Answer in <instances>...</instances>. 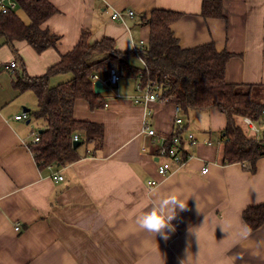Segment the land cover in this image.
<instances>
[{
  "label": "crops",
  "instance_id": "obj_1",
  "mask_svg": "<svg viewBox=\"0 0 264 264\" xmlns=\"http://www.w3.org/2000/svg\"><path fill=\"white\" fill-rule=\"evenodd\" d=\"M47 1L56 13L40 28L59 37L54 48L36 53L25 41L13 40V52L0 38V264H264V223L244 238L241 217L247 207L264 204V156L255 160L253 170L247 162L224 164L226 121L216 109L182 112L187 118L181 135L192 133L195 143L187 148L182 169L160 177L155 148L142 125L147 119L158 133L170 134L175 104H133L128 97L135 79L123 77L113 91L103 92L106 107L90 109L81 99L72 106L75 120L102 125L101 147L85 143L76 161L39 167L30 150L32 120L29 115L14 119L32 105L31 91L13 85L22 74L44 75L74 48L83 30L89 31L90 43L108 38L119 52L145 46L149 28L139 18L158 9L180 14L170 29L181 48L212 43L216 51L230 54L224 67L227 83L264 87V0H220L222 18H204L202 0ZM115 12L120 16L112 19ZM103 57L92 53L88 61ZM11 61L17 65L8 69ZM97 75L105 78L106 71ZM70 77L55 74L48 83ZM204 165L208 169L202 174ZM52 172L62 180L54 181ZM150 180L157 183L151 186ZM170 192L188 199L187 210L172 221L175 232L165 240L140 230L136 215Z\"/></svg>",
  "mask_w": 264,
  "mask_h": 264
},
{
  "label": "trees",
  "instance_id": "obj_2",
  "mask_svg": "<svg viewBox=\"0 0 264 264\" xmlns=\"http://www.w3.org/2000/svg\"><path fill=\"white\" fill-rule=\"evenodd\" d=\"M16 8L0 13V38L15 52L13 40L25 41L36 53L55 47L59 37L40 25L56 13L47 0H14ZM20 9L28 18L24 23L16 14ZM204 18H222L220 0H202ZM180 14L153 9L140 16V23L149 28L148 41L138 52H119L111 39L102 38L90 43V33L81 31L74 48L60 56L44 75L28 77L19 75L13 82L18 91H31L36 99L33 112L27 115L37 121L38 141L30 143V150L39 167L65 166L78 159V148L85 143L101 147V124L75 120L72 106L76 99L87 102L90 109L104 108L106 93L94 94L92 75L115 68L120 78L150 79L160 89L166 103L178 105L186 114L190 110L216 109L225 117L222 130L224 164L246 163L250 170L254 162L264 156V126L258 136H247L238 125V119L249 117L258 121L264 111L261 86L227 83L224 79L225 63L230 54L216 51L212 43L192 48H181L173 36L170 25ZM92 53L104 54L103 59L90 63ZM138 55L146 70L130 65L127 58ZM139 72H141L140 76ZM59 73H70L69 80L50 86L48 80ZM257 89L259 91H257ZM242 122V121H241ZM246 126V125H245ZM247 127V126H246ZM249 130V129H248ZM250 131V130H249ZM78 134L80 145L72 146V135ZM242 220L251 230L264 223V204L249 206L242 212Z\"/></svg>",
  "mask_w": 264,
  "mask_h": 264
},
{
  "label": "built area",
  "instance_id": "obj_3",
  "mask_svg": "<svg viewBox=\"0 0 264 264\" xmlns=\"http://www.w3.org/2000/svg\"><path fill=\"white\" fill-rule=\"evenodd\" d=\"M16 8V3L14 0H0V13L4 14L9 10H14ZM128 16H132L133 12L128 11L126 13ZM120 14L115 12L112 14V19L119 18ZM144 45L142 43L133 47L134 52H138L142 49ZM138 56V55H137ZM141 59V58H140ZM143 68L146 70V65L142 61ZM17 65L16 61H11L7 65L8 69H13ZM141 72H139L138 77ZM92 80H100L102 86L106 88V90L113 91V89L117 86L120 75L115 68H108L106 70V77L101 78L97 74L91 76ZM114 98L121 97L120 94L113 93ZM129 100L135 105H141L143 107H148L150 103L153 102H165L166 99L161 97L160 89L157 85L154 84L150 79H146V81L142 82L141 78H137L134 83V93L130 95ZM107 106V102L105 101L104 107ZM174 114H173V125L174 130L170 134L158 133L147 121L144 120L142 125L141 132L144 133L149 139L151 144L154 146L155 150L153 152V157L156 163V174L160 177L166 176L168 173L172 171H178L182 169L189 158V154L187 152V148L191 147L195 143V138L192 133H187L185 137L181 135L182 133V110L178 105H174ZM150 115V111L146 112V117ZM27 113L22 112L14 116V119H26ZM148 118V117H147ZM241 121L250 132L254 136H258L260 129L264 126V111L262 112L261 118L258 121H253L249 117H242ZM32 140L31 143H36L38 141V133L34 130L31 134ZM72 141H78V134L75 133L72 135ZM49 168H52V165H47ZM207 165H204L201 168V173L204 174L207 171ZM51 178L54 181H61L62 176L57 172L51 173ZM157 182L155 180H150L149 185L153 186ZM19 225H14V230L18 231Z\"/></svg>",
  "mask_w": 264,
  "mask_h": 264
},
{
  "label": "clouds",
  "instance_id": "obj_4",
  "mask_svg": "<svg viewBox=\"0 0 264 264\" xmlns=\"http://www.w3.org/2000/svg\"><path fill=\"white\" fill-rule=\"evenodd\" d=\"M187 200L183 199L177 192H170L166 195L154 199L148 210L142 211L135 217V224L142 231L160 235L163 239L170 238V234L175 232L176 226L172 223L179 212L187 210ZM251 233V229L246 227L243 231L244 238Z\"/></svg>",
  "mask_w": 264,
  "mask_h": 264
},
{
  "label": "rangeland",
  "instance_id": "obj_5",
  "mask_svg": "<svg viewBox=\"0 0 264 264\" xmlns=\"http://www.w3.org/2000/svg\"><path fill=\"white\" fill-rule=\"evenodd\" d=\"M16 14H17V16L20 18H22L23 16H22V12L19 10V9H17L16 10ZM1 53V52H0ZM127 60L128 61H132L131 63L132 64H134V67L135 68H138V69H142L143 68V64H142V62H141V59L138 57V56H129L128 58H127ZM260 90V93L262 94V96H264V88L263 89H259ZM258 89H257V91H259ZM110 91V90H109ZM29 96H30V98H31V100L33 101V103H32V105L31 106H27V109L30 111V112H33L34 110H35V98H34V96H33V94L31 93V92H29ZM263 101H264V98H263ZM185 116V115H184ZM29 118L32 120V122H31V124H29L31 127L32 126H35V129H33V131L35 130L36 131V124H35V122H34V120H33V118H31L30 116H29ZM182 118H184L183 120H185L186 121V118H187V116H185V117H182ZM243 123H241V121L239 122V125L241 126V128H242V130H243V132L247 135V136H252V133L248 130V128L243 124ZM262 129V128H261ZM260 129V131H262ZM32 131V132H33ZM259 131V132H260Z\"/></svg>",
  "mask_w": 264,
  "mask_h": 264
},
{
  "label": "water",
  "instance_id": "obj_6",
  "mask_svg": "<svg viewBox=\"0 0 264 264\" xmlns=\"http://www.w3.org/2000/svg\"><path fill=\"white\" fill-rule=\"evenodd\" d=\"M92 90L94 94H100L106 91V88H104L102 86V83L100 82V80H94L93 84H92ZM28 109L23 108V111H27ZM78 145H80V141H74L72 142V146L73 147H77Z\"/></svg>",
  "mask_w": 264,
  "mask_h": 264
}]
</instances>
